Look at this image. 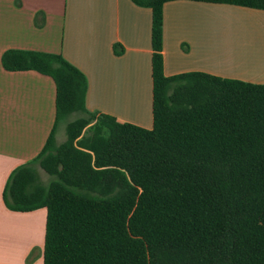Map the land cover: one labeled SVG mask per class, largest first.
Instances as JSON below:
<instances>
[{
	"label": "trees",
	"instance_id": "trees-1",
	"mask_svg": "<svg viewBox=\"0 0 264 264\" xmlns=\"http://www.w3.org/2000/svg\"><path fill=\"white\" fill-rule=\"evenodd\" d=\"M130 1L151 12V129L88 111L86 76L62 55L3 52L4 70L55 86L51 132L10 173L5 207L46 210L42 264H264V84L166 76L163 7L178 0ZM187 1L264 11V0Z\"/></svg>",
	"mask_w": 264,
	"mask_h": 264
},
{
	"label": "crops",
	"instance_id": "crops-1",
	"mask_svg": "<svg viewBox=\"0 0 264 264\" xmlns=\"http://www.w3.org/2000/svg\"><path fill=\"white\" fill-rule=\"evenodd\" d=\"M150 28V10L130 0H0V59L11 49L60 54L86 76L88 111L151 129ZM162 33L166 76L213 75L220 49L223 78L264 84V11L168 2ZM54 116L51 78L0 62V264L43 263L46 210L10 211L2 192L10 173L40 153ZM58 128L60 144L65 128Z\"/></svg>",
	"mask_w": 264,
	"mask_h": 264
},
{
	"label": "rangeland",
	"instance_id": "rangeland-1",
	"mask_svg": "<svg viewBox=\"0 0 264 264\" xmlns=\"http://www.w3.org/2000/svg\"><path fill=\"white\" fill-rule=\"evenodd\" d=\"M221 55H222L221 50L220 49H216L215 50V60H214L215 69H214L213 75L223 78V76L221 75L222 74L221 73V70H220L222 68V65H223L222 64L223 61H222ZM77 116L78 115H72L71 117H69L68 120H72L73 118H76ZM64 124L65 123H60L59 124V128L58 129H59L60 132L65 128L64 127L65 126ZM36 168H37V171L39 173V176H40L41 181L44 184H46L49 181L50 178L43 171H41L40 169H38L37 166H36Z\"/></svg>",
	"mask_w": 264,
	"mask_h": 264
}]
</instances>
